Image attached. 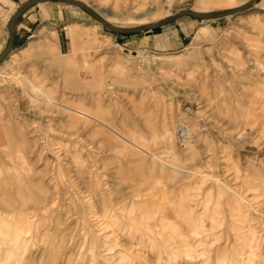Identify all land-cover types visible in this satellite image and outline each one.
<instances>
[{
	"label": "rangeland",
	"instance_id": "374dc122",
	"mask_svg": "<svg viewBox=\"0 0 264 264\" xmlns=\"http://www.w3.org/2000/svg\"><path fill=\"white\" fill-rule=\"evenodd\" d=\"M29 1L0 0V203L27 216L0 264H264V0H50L11 28Z\"/></svg>",
	"mask_w": 264,
	"mask_h": 264
},
{
	"label": "bare ground",
	"instance_id": "6f19581e",
	"mask_svg": "<svg viewBox=\"0 0 264 264\" xmlns=\"http://www.w3.org/2000/svg\"><path fill=\"white\" fill-rule=\"evenodd\" d=\"M182 11V10H181ZM228 12V11H227ZM179 13V12H178ZM175 14H177V13H175ZM175 14H172V15H175ZM200 15H202V16H207V17H210L211 16V14H202V13H200ZM171 17V16H170ZM170 17H168V19L170 18ZM167 18V17H166ZM165 20H167V19H161V20H159V21H155L154 22V24H159V23H162L163 21H165ZM104 22L106 23V24H108V25H110V26H112V27H117V28H120V27H118V26H116V25H114V24H112V22L109 20V19H106V21L104 20ZM73 30V29H72ZM75 30V29H74ZM69 33L71 34L72 33V31L70 32V30H69ZM200 37V36H199ZM15 57V56H14ZM9 59H12V56L9 58ZM0 76H2L1 75V73H0ZM7 78H12V80H13V82H15V85H19V86H23V89L25 88V86L23 85V82L22 81H20L19 79H17L12 73L11 74H7L6 73V75H5ZM23 91H26L25 89L23 90ZM31 91V90H30ZM27 92H29V90L27 91ZM32 92V91H31ZM31 92H29V94H30V96L29 97H34V98H38L39 99V97L41 98V96H43L42 94H41V90H35L33 93H31ZM97 95V94H96ZM43 99V98H42ZM38 101V100H37ZM51 102V101H50ZM49 102V103H50ZM54 105H56V104H54ZM251 105V104H250ZM59 106H60V104H59ZM64 107V106H63ZM65 108V110H66V112H70L69 113V116L71 117V118H73V120H76V121H78V122H83L86 126H89V125H92L93 123L94 124H96L100 129H103L104 130V132H106V133H109V132H111V133H113V136L114 135H116V137H118V138H125L126 139V137L124 136L123 137V135H121V134H119L117 131H115L114 129H113V127H111V124H108L107 122L105 123L104 121H102V120H100L96 115H94L93 113H91V112H89V111H87L85 108L83 109H81V110H79V109H72V108H70V107H64ZM251 108V107H250ZM250 111V110H249ZM93 124V125H94ZM71 131V130H70ZM110 134V133H109ZM72 135V134H71ZM92 138V137H91ZM124 139V140H125ZM125 141H127V140H125ZM124 141V142H125ZM93 142V141H92ZM125 143H127V142H125ZM127 144H129V142L127 143ZM130 144H132V143H130ZM102 145V144H101ZM137 148V147H136ZM138 148H139V150H141V151H145L146 152V150H144V149H142V147L140 146H138ZM9 155V154H8ZM173 155V154H172ZM152 156H154V155H152ZM8 157V156H7ZM155 157V156H154ZM13 158H15V157H13ZM19 158V157H18ZM10 159H11V157H10ZM159 160H161V167L162 168H168V169H170L172 172H173V174H177V175H179L180 177H182V179H184V178H188V177H193V176H196V172L195 171H189L188 169H186V168H184L183 166H181L180 164H174L172 161H168V160H166L165 161V158L164 157H161V159L159 158ZM13 161V160H12ZM15 162V161H14ZM13 162V163H14ZM12 166V165H11ZM13 167V166H12ZM5 168H7L6 166H5ZM2 170L3 169H1L0 170V178H1V175L3 174L2 173ZM7 170V169H6ZM5 170V172H8V170L6 171ZM12 170V169H11ZM181 171V172H183V173H180L179 171ZM21 176V175H20ZM175 176V175H174ZM178 177V176H177ZM172 178V177H171ZM9 181V180H8ZM22 181V180H21ZM158 183H160V182H158ZM3 184H4V181H3ZM5 185H7V184H5ZM4 186V185H3ZM159 186V185H158ZM12 187V186H11ZM14 187V186H13ZM9 195V194H8ZM24 199V198H23ZM28 200V199H27ZM2 202V206H0V235L1 234H3L4 232H6V234H7V236H10V239H11V241H17L18 240V238H16L17 237V232L19 231V230H21V228H22V226L23 225H25L26 223H27V216L24 218V210H25V208H21V210L18 212L19 213V216L18 215H13V213H9L8 211H6L5 209H7V208H9L10 206H8V205H10V204H8L7 202H5V201H1ZM9 203H10V201H9ZM27 205V204H26ZM23 207V206H22ZM35 209V208H34ZM15 213V212H14ZM15 216H17L18 218H15ZM12 229V230H11ZM11 230V231H10ZM12 232V233H11ZM11 234V235H10ZM10 241V240H9ZM16 255V254H15ZM9 258H12V257H9ZM54 260V259H53ZM53 263H54V261H53Z\"/></svg>",
	"mask_w": 264,
	"mask_h": 264
},
{
	"label": "water",
	"instance_id": "95a60500",
	"mask_svg": "<svg viewBox=\"0 0 264 264\" xmlns=\"http://www.w3.org/2000/svg\"><path fill=\"white\" fill-rule=\"evenodd\" d=\"M47 1H50V0H30L29 2H27L26 4H24L22 6V9L16 14L14 15L11 20H10V27L12 28V26L14 25V23L16 22V20L23 15V13L28 10L29 8H31L32 6L38 4V3H43V2H47ZM64 2H67V3H72V4H75V5H78L80 7H84L83 5H81L80 3L78 2H75V1H70V0H62ZM189 15L191 16H199L198 14L196 13H188ZM94 15V14H93ZM177 16V15H176ZM96 17V15H95ZM207 17V16H206ZM102 23L103 25H105L107 28H109L111 31H113L114 33L116 34H122V35H126V34H135V33H138V32H141V31H150V30H153L155 28H159V27H162L163 25L165 24H168L170 22H172L173 20H175L177 17L175 18H172V19H168L167 21H164L162 23H159V24H153V25H148V26H143V27H138V28H134V29H124V28H117V27H112L108 24H106L103 20H101L99 17H97ZM12 36L15 35V33L12 31ZM11 45L9 44V47ZM8 47V48H9ZM8 53V49H6V51L4 52V54L2 56H0V61L2 60V58Z\"/></svg>",
	"mask_w": 264,
	"mask_h": 264
},
{
	"label": "crops",
	"instance_id": "0c3cea01",
	"mask_svg": "<svg viewBox=\"0 0 264 264\" xmlns=\"http://www.w3.org/2000/svg\"><path fill=\"white\" fill-rule=\"evenodd\" d=\"M27 16H28V15H27ZM27 16L25 17V18H26L25 20H26V21L28 20V22L34 23L33 20H34L36 17L34 18V16H32V15H30V16H28V17H27ZM22 26H23V29L26 30L25 32H29V28H26L25 25H22ZM159 28H161V27H159ZM159 28H155V29H153V30H157V29H159ZM153 30H150V31H153ZM146 32H148V31H146ZM126 35H132V34H126ZM16 36L19 37V31L16 32ZM181 40H182V39H181Z\"/></svg>",
	"mask_w": 264,
	"mask_h": 264
}]
</instances>
